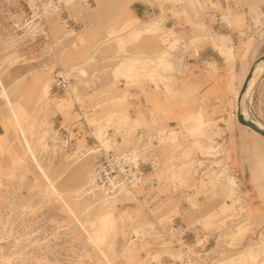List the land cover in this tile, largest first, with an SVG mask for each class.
Listing matches in <instances>:
<instances>
[{
  "label": "rangeland",
  "instance_id": "374dc122",
  "mask_svg": "<svg viewBox=\"0 0 264 264\" xmlns=\"http://www.w3.org/2000/svg\"><path fill=\"white\" fill-rule=\"evenodd\" d=\"M134 1L0 0V264H264V139L236 125L233 106L230 120L221 119L223 137L200 115L169 135L151 130L145 146L161 161L154 171L161 182L133 193L88 191L85 129L73 152L64 146L84 117L99 141L108 127L126 136L113 118L130 116L129 89L144 98L152 85L167 89L171 58L188 44L207 37L219 44L216 35L227 34L242 67L264 54V0H146L153 10L139 18L158 17V30L137 36L143 26L128 12ZM210 6L219 8L221 26L205 22ZM128 54L139 63L125 76ZM244 105L264 128V106L248 97ZM154 114L149 123L145 114V125ZM170 180H178L173 193ZM109 208L103 238L97 217ZM171 219L187 229L183 257L154 238L155 224L167 229ZM89 232L101 240L94 244Z\"/></svg>",
  "mask_w": 264,
  "mask_h": 264
},
{
  "label": "crops",
  "instance_id": "0c3cea01",
  "mask_svg": "<svg viewBox=\"0 0 264 264\" xmlns=\"http://www.w3.org/2000/svg\"><path fill=\"white\" fill-rule=\"evenodd\" d=\"M150 10L153 9L146 0H136L128 7L129 14L139 20V15ZM157 18L152 17L146 23L156 27ZM205 22L210 25L208 21ZM215 38L220 42L219 44H214L211 37H207L206 42L199 45L188 44L181 56L174 54V57L171 58L172 70L169 72L167 89L164 85L159 84L157 91L152 85L151 90L147 93V98H144L139 96L137 88H130L129 93L132 96L128 100L132 102L128 101L127 110L130 116L126 119L119 117L113 119L128 123L133 121L144 130L145 136L148 137L152 130L153 134L157 132L156 134L160 137L162 134L157 128L162 129L163 127L164 132L169 135L172 130L176 132L183 130V122L189 117L200 115L210 123L220 125L222 132L224 131L220 136L223 137L225 131H229V129L225 127L221 119L230 120L229 113L232 106L235 108L236 92L239 90L240 84L242 85L252 61L258 56H253L248 64H244V67L241 64L237 65L233 46L229 42L226 44L224 42L225 38L229 39V35L217 34ZM241 58H239L240 61H242ZM249 90L244 99L248 97L255 108L264 106L259 105V102H264V97H262L264 95V69L259 72ZM150 111L155 113L152 117L154 123L145 125L142 120L143 118L147 119V114ZM150 121L149 118L146 122ZM228 122L231 127L230 121ZM257 122L261 124L263 121L257 120ZM234 123L236 122L234 121ZM236 125L239 127L240 124L236 123ZM213 131H216L215 128ZM250 131L259 136L252 130ZM246 150L249 153L247 145ZM237 164L240 165L239 162Z\"/></svg>",
  "mask_w": 264,
  "mask_h": 264
},
{
  "label": "built area",
  "instance_id": "2783aa9c",
  "mask_svg": "<svg viewBox=\"0 0 264 264\" xmlns=\"http://www.w3.org/2000/svg\"><path fill=\"white\" fill-rule=\"evenodd\" d=\"M219 8L210 6L205 10L206 21L211 25L221 26L224 22L221 20ZM226 24V23H225ZM59 77V76H57ZM60 78V77H59ZM55 90L54 87L50 88ZM78 107V103L74 102ZM94 110V109H93ZM80 123L73 125L72 134L64 140V146H67L69 152L74 151L76 140L82 139L80 135L85 129L88 134V140L91 142L84 144L83 155L91 157L93 165L90 173V180L87 186L88 190L106 197H115L120 193H133L140 187L158 186L161 182L155 177V170L161 168V161L150 148L145 146L148 137L145 136L144 130L135 122H124L122 132L127 134L122 138L118 135V127H108L102 132V140L95 137V128L88 118H80ZM81 137V138H79ZM73 142V144L71 143ZM156 145V144H155ZM108 146V147H107ZM154 146V145H153ZM151 172L150 178L146 176ZM178 180H170L169 193L175 192V186ZM171 219L168 228L164 229L159 224L156 225V235L154 238L158 242L168 245L176 251H179L183 257L189 254V244L186 242L187 229L181 226H175ZM182 264L179 259H170L168 264Z\"/></svg>",
  "mask_w": 264,
  "mask_h": 264
},
{
  "label": "bare ground",
  "instance_id": "6f19581e",
  "mask_svg": "<svg viewBox=\"0 0 264 264\" xmlns=\"http://www.w3.org/2000/svg\"><path fill=\"white\" fill-rule=\"evenodd\" d=\"M255 18V17H254ZM258 18V17H257ZM159 18H157L156 19V21L158 22L159 20H158ZM134 21H133V23L135 24V25H142L143 27L141 28V29H138V30H135L132 34L133 35H135V36H137V35H140V34H147V35H149V34H153V33H155L158 29H156V27H153V26H150L149 24H147L146 22H144V21H141V20H139V19H133ZM263 36L264 35H262V38H263ZM161 52V51H160ZM159 52V53H160ZM132 56V55H131ZM131 56L129 57V54H128V56H127V58H126V61H127V66H125L124 64H125V62H124V64H122V62H120L119 64H121V65H124L123 67H126V70L124 71V72H122L121 74H123V75H127L129 72H131V70H136L135 69V67L137 66L136 64H138L139 63V58L137 57V56H135V57H133V58H131ZM158 58V57H157ZM147 60V59H146ZM141 66V65H140ZM118 67H120V66H117L116 67V69L118 68ZM122 68V67H121ZM250 68V67H249ZM116 69H114L115 71H116ZM264 69V59H260L258 62H257V64H256V66H255V68H254V70H253V73H252V76H251V78H250V80H249V82H248V85H247V88H246V92H245V96H244V98L247 96V94H248V92L250 91L249 90V88H250V86H251V84L254 82V80H255V78L257 77V75L259 74V72L261 71V70H263ZM119 69H117V72H119L118 71ZM124 70V69H123ZM114 71V72H115ZM139 71V70H138ZM248 71H249V69H248ZM113 73V72H112ZM120 73V72H119ZM135 73V72H134ZM133 73V74H134ZM248 73V72H247ZM132 74V75H133ZM129 75V74H128ZM127 75V76H128ZM247 75V74H246ZM35 80V79H34ZM40 82V80H38V79H36V84L38 85V86H35V87H31V90L30 91H32V92H36V90L38 89V88H40V85L38 84ZM242 86V85H241ZM241 86H240V88H241ZM47 88H48V86H44L43 85V87H41V90L45 93L46 91H47ZM240 88H239V90H240ZM239 90H238V93H239ZM238 93H237V97H238ZM36 94V93H35ZM237 97H236V100H237ZM245 100V99H244ZM247 114V110H246V107L242 104V117L244 118V119H246V120H250L249 118H248V116L246 115ZM235 118H236V103H235ZM252 121V120H251ZM237 122V121H236ZM252 122H254L256 125H258L260 128H262V129H264L263 128V126L259 123V122H256V121H252ZM242 126V125H241ZM250 129V128H249ZM251 130V129H250ZM253 131V130H252ZM253 132H255V131H253ZM256 133V132H255ZM258 134V133H257ZM259 136H261L260 134H258ZM262 137V136H261ZM263 139H264V137H262ZM224 180V179H223ZM227 183V182H226ZM221 185V184H220ZM222 186L224 187L225 185L224 184H222ZM227 186V185H226ZM91 190L92 189H89L88 191H90L91 192ZM226 191V190H225ZM107 198H109V197H107ZM111 198V197H110ZM111 202H113V200H110V203ZM226 207V206H225ZM112 220H113V216H112V212H111V208H109L106 212H104V213H101V214H99L98 215V217H97V222H98V225H97V231L99 232V235L100 236H102L103 235V238H104V233H105V231H107V227H108V225H109V223H112ZM112 225V224H111ZM88 234V233H87ZM89 240L91 241V242H93L94 244H96V242L98 241V240H101L100 239V236H99V239H98V236H94V235H92V232L90 233L89 232ZM88 236V235H87ZM100 242V241H99ZM242 257H243V255H242Z\"/></svg>",
  "mask_w": 264,
  "mask_h": 264
},
{
  "label": "water",
  "instance_id": "95a60500",
  "mask_svg": "<svg viewBox=\"0 0 264 264\" xmlns=\"http://www.w3.org/2000/svg\"><path fill=\"white\" fill-rule=\"evenodd\" d=\"M260 59H264V54L259 55L258 57H256L252 61L250 68H249V71H248L247 75L245 76V79H244L242 86L239 90L238 97L236 100V121L238 124H240L242 126H246V127L250 128L251 130L255 131L256 133L260 134L262 137H264V129L260 128L258 125H256L251 120H246L242 117V104H243L246 88H247L248 82L252 76L253 70H254L257 62Z\"/></svg>",
  "mask_w": 264,
  "mask_h": 264
}]
</instances>
